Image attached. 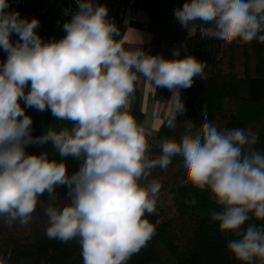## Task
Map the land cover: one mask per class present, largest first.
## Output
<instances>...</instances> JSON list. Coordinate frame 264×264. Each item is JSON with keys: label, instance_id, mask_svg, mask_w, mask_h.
Segmentation results:
<instances>
[{"label": "clouds", "instance_id": "obj_1", "mask_svg": "<svg viewBox=\"0 0 264 264\" xmlns=\"http://www.w3.org/2000/svg\"><path fill=\"white\" fill-rule=\"evenodd\" d=\"M76 4L63 25L66 35L45 42L36 31L38 19L22 18L8 11L9 0H0V49L7 53L0 62V219L9 228L15 222L26 226L46 193L48 238L77 240L83 264H128L156 235L145 214L155 213L162 185L150 179L151 172L166 170L180 156L184 182L209 190L221 206L211 219L235 237L227 243L230 253L241 264H264V151L255 147L257 135L245 128L221 131L203 112L204 123L196 127L189 120L179 141L164 139L162 154L149 159L151 133L129 112L137 74L172 92L167 124L175 128L186 111L180 89L202 79L205 65L193 55L181 58L179 51L166 59L142 47L125 50L114 39L118 28L105 6L92 0ZM174 15L186 29L197 20L210 24L201 29L206 38L264 42V0H190ZM25 108L50 110L72 126L34 137ZM45 144L60 160L25 151ZM69 157L79 161L71 174ZM65 186L69 203L61 208L56 189ZM252 219L261 223H248Z\"/></svg>", "mask_w": 264, "mask_h": 264}, {"label": "trees", "instance_id": "obj_2", "mask_svg": "<svg viewBox=\"0 0 264 264\" xmlns=\"http://www.w3.org/2000/svg\"><path fill=\"white\" fill-rule=\"evenodd\" d=\"M193 55L205 65L204 76L195 77L190 88L180 90V99L186 111L177 116L176 127H168L165 119L155 135L147 137L149 159L158 158L164 139L180 140L189 120L199 127L208 121L219 130L232 128L251 129L258 137L255 147L264 151V42L253 40L243 43L236 40L226 44L214 38H206L198 31L188 38L180 57ZM25 107L24 101H19ZM32 120V135L39 137L49 128L59 131L71 128L68 121H58L50 110L43 112L25 108ZM131 115L141 125L142 115L133 109ZM26 153L39 155L48 152L50 159L60 160L50 144L28 145ZM182 157L176 156L166 170L159 167L151 172L150 179H157L162 187L155 213L145 218L155 227L156 235L128 264H241L227 248L235 237L222 232L219 224L211 219L213 211L221 206L212 199L209 190H200L185 183L186 175L181 167ZM69 174L78 171L79 161L67 159ZM67 188L56 189V206L69 203ZM32 218H40L26 226L15 222L11 228L0 219V258L8 257V264H83L77 240L67 243L46 236L44 206L49 197L39 198ZM195 200V204L186 203ZM169 203V204H167ZM158 212V213H157ZM38 216V217H39ZM248 223H261L254 219ZM256 264H261L257 259Z\"/></svg>", "mask_w": 264, "mask_h": 264}, {"label": "crops", "instance_id": "obj_3", "mask_svg": "<svg viewBox=\"0 0 264 264\" xmlns=\"http://www.w3.org/2000/svg\"><path fill=\"white\" fill-rule=\"evenodd\" d=\"M123 4L136 9V22L128 18L120 20L116 13L108 9V19L113 21L118 28V34L114 37L121 43L125 50H136L141 48L150 55H161L164 58L173 59L174 52H181L185 41L195 35L201 29L211 27L199 20L191 22L188 29L182 27L177 21L174 10L181 8L185 2L190 0H99ZM92 2L95 3L93 0ZM60 5L66 6L63 1ZM8 11H17L9 1ZM22 18L39 20L36 29L38 35L45 42L63 38V25L53 18L40 17L36 12L23 10L18 11ZM13 42L19 40L18 35L12 34ZM7 53L0 49V62L6 61ZM138 75L135 84V92L129 97V112L136 109L142 115L141 126L151 135H155L166 119L174 101L171 99L172 92L167 88H155L143 76ZM181 90V89H180ZM30 91L29 87L25 92Z\"/></svg>", "mask_w": 264, "mask_h": 264}, {"label": "built area", "instance_id": "obj_4", "mask_svg": "<svg viewBox=\"0 0 264 264\" xmlns=\"http://www.w3.org/2000/svg\"><path fill=\"white\" fill-rule=\"evenodd\" d=\"M9 1L11 2L13 8L17 11L28 10V11L36 12L40 17H50L60 23H65L70 21L72 13L78 10L76 0H9ZM59 1H63L66 4V6L60 5ZM93 1L97 4L105 6L107 9L113 10L120 20H124L125 18H128V20L131 22L137 21V17H136L137 11L132 7L110 1H99V0H93ZM169 117H170V111L168 112L166 119H169Z\"/></svg>", "mask_w": 264, "mask_h": 264}, {"label": "rangeland", "instance_id": "obj_5", "mask_svg": "<svg viewBox=\"0 0 264 264\" xmlns=\"http://www.w3.org/2000/svg\"><path fill=\"white\" fill-rule=\"evenodd\" d=\"M167 204H169V203H167ZM38 216H36L35 218H32L28 224H31L32 222L37 221L40 218V216L39 217ZM48 224H49V219L47 218L46 221H45V230H44L45 234H46V229L48 227Z\"/></svg>", "mask_w": 264, "mask_h": 264}]
</instances>
